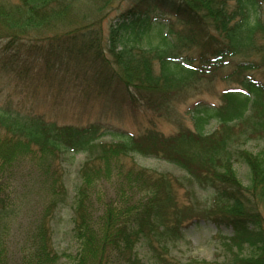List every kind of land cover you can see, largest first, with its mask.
Listing matches in <instances>:
<instances>
[{"label":"trees","instance_id":"16d2710c","mask_svg":"<svg viewBox=\"0 0 264 264\" xmlns=\"http://www.w3.org/2000/svg\"><path fill=\"white\" fill-rule=\"evenodd\" d=\"M122 3L127 9L106 32ZM0 43V71H66L63 81L91 73L78 82L84 93L120 94L133 108L161 110L227 69L222 78L240 85L222 104L201 106L195 128H150L116 141L101 140L100 123L58 124L0 104V264H59L52 221L68 197L63 157L80 152L87 157L73 206L74 264H147L140 244L155 264H264V214L255 207L264 201V150L243 145L264 137V0H0ZM212 119L218 126L206 130ZM136 155L176 164L214 189L213 203L197 210L182 202L179 180ZM237 161L250 170L246 186ZM199 218L231 228L230 259L169 255V242Z\"/></svg>","mask_w":264,"mask_h":264},{"label":"rangeland","instance_id":"374dc122","mask_svg":"<svg viewBox=\"0 0 264 264\" xmlns=\"http://www.w3.org/2000/svg\"><path fill=\"white\" fill-rule=\"evenodd\" d=\"M126 9L127 4L122 3L109 14L104 22L106 32L112 23L120 20L121 14ZM163 19L169 20L164 17ZM228 70L225 73H228ZM38 72L35 67L29 70H19L21 75L1 70L0 104L11 102L22 111L32 110L58 124L100 123L103 126L101 140L106 141L121 140L128 133L140 134L150 128H155L165 134L175 133L181 125L195 128L193 115L201 106L205 103L222 104V95L226 90L240 87L233 79L222 78L225 73H220L214 79H206L202 82L200 90L192 88L190 94L186 95L187 98L178 97L166 104V107L157 110L155 108H133L128 101L122 99L120 94L114 95L113 92L87 95L84 93L83 85L78 82L79 80L86 82V79L91 77V73L81 72L78 74L79 78L67 75L63 81L61 74L63 73L64 76L66 71L56 76L51 74L44 76ZM255 77L260 78L261 73H257ZM69 78H76L77 81L71 87H69ZM217 126L218 122L212 119L206 126V130H214ZM243 145L253 153L263 152L264 137L250 140ZM73 155L70 153L63 157L68 197L66 202L57 208L52 221L53 241L56 250L61 254L59 264H74L79 247L73 231V206L80 183L79 170L87 153L80 152ZM135 160L141 166L168 174L173 179L177 178L180 183L176 185L177 194L182 202L194 205L197 210L206 209L213 203L214 189L210 186H202L176 164L161 158L143 155H136ZM235 168L242 184L246 186L250 181L248 166L242 161H237ZM255 207L257 210L261 209L264 214V201L261 200L259 206ZM231 234L232 230L227 225L219 224L212 218H199V220L184 224L181 235L169 242V255L182 263H187L191 259L208 262L225 261L231 258L226 245ZM139 251L147 264H155L150 260L151 253L146 246L140 244ZM249 253V249H245V254Z\"/></svg>","mask_w":264,"mask_h":264}]
</instances>
